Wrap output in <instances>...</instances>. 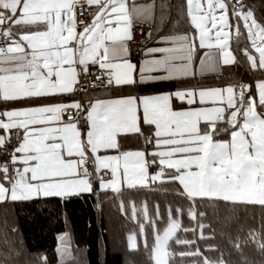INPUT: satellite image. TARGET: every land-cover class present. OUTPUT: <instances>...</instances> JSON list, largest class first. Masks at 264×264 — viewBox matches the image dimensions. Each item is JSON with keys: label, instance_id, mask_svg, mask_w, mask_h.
<instances>
[{"label": "snow or ice", "instance_id": "1", "mask_svg": "<svg viewBox=\"0 0 264 264\" xmlns=\"http://www.w3.org/2000/svg\"><path fill=\"white\" fill-rule=\"evenodd\" d=\"M77 6L95 9L93 16L85 12L82 17L90 22H77L81 19ZM154 10L155 2L132 7V13ZM184 11L193 35H162L158 42L172 46L149 49V54L162 55L143 61L137 80V66L127 58L126 42L132 39L127 0H0V40L5 41L0 44V153L13 138L17 141L7 153L9 159L0 161V203L93 192L92 177L110 171V179L97 178L101 189L119 192L116 185L122 176L129 187L157 180L176 182L181 186L179 194L190 202L199 198L264 206V79L250 85L114 100L76 98L78 92L86 94L91 84L102 87L105 81L112 87L194 75L190 66L196 59L197 37L198 47L208 49L199 59L202 70H216L218 53L224 65L235 64L230 41L234 37L239 43L245 36L250 44L238 50L250 69L264 72V23L245 0H184ZM90 65L103 72V80L87 79ZM174 100L180 104L174 106ZM209 103L213 106H205ZM81 112L87 114L84 132L79 127ZM237 117L243 118L242 124L236 122ZM221 121L239 129L231 131L230 142L213 141ZM141 123L149 129L154 126L150 137H145L153 151H123L120 138L144 135ZM18 162L22 169L16 167ZM152 166L159 171L149 173ZM166 174L170 176L167 181L163 179ZM131 207L135 215V204ZM143 211L147 215L146 205ZM183 214L181 208L168 210V226L163 236L154 238L157 253L178 231H197L182 229L178 217ZM188 215L196 219L204 214L189 208ZM205 227L198 225L196 239H214L203 235ZM257 236L254 231L249 233L264 252V240L258 241ZM129 239L136 250L135 237ZM196 239L175 241L195 248L179 253L181 258L199 257V264H228L222 252L215 260L206 257ZM233 247L239 251L241 245L237 242ZM206 251L220 249L208 245ZM169 255L176 254L163 253ZM163 256H158L156 264H166Z\"/></svg>", "mask_w": 264, "mask_h": 264}, {"label": "trees", "instance_id": "2", "mask_svg": "<svg viewBox=\"0 0 264 264\" xmlns=\"http://www.w3.org/2000/svg\"><path fill=\"white\" fill-rule=\"evenodd\" d=\"M146 2L149 0H135ZM155 2V12L151 30L142 44L147 48L155 43L160 36L178 33L192 34L184 11V0H152ZM152 2V3H153ZM251 7L259 22L264 23V0H245ZM163 6V7H162ZM162 29V31H161ZM19 31V29H14ZM243 32L244 30L241 29ZM231 50L236 57V63L221 66L217 76L208 78H183L178 80L154 82L148 85H133L118 89L110 88L107 96H126V94L150 95L175 91L181 89H208V87L219 88L224 85L244 83L252 84L264 79V72L254 71L246 66L245 58L238 50L249 46L245 36L230 41ZM133 63L137 59L129 58ZM79 99V96L76 95ZM69 98H65V101ZM174 106L179 105L173 101ZM239 123V119L237 120ZM218 131L213 140H224L233 131L232 125L224 121L216 125ZM144 135L136 136L130 134L122 136L120 143L122 147L129 140L131 147L128 150L145 151L151 146H146L145 137H150L153 129L141 125ZM201 130L205 129L200 125ZM148 149L145 151L148 153ZM151 158L148 156V159ZM173 172L167 170V173ZM163 179H170L166 174ZM180 185L176 182H164L159 180L151 185L136 187H122L119 192L106 191L82 193L68 198L47 197L33 198L26 201H10L0 203V264H152L149 260L147 250L150 244V233L148 225L155 221V228L159 223L168 219V210L181 208L184 214L180 219L182 229H197L195 233L183 230L178 231L174 238L167 244L166 252L174 253L175 256H167L166 264H199V257L181 258L179 253L194 251L188 249L175 241L193 240L200 235L199 224L206 227L204 236H212L211 240L196 239V244L209 259H217L222 252L228 264H240L232 259L229 246L240 243V252L244 258L255 263L259 259L264 261V252L258 250L256 242L249 238L250 232L258 234L257 240H264V206L260 204L230 203L222 200H209L197 198L194 202L183 198L179 194ZM135 204L136 213L130 212L131 205ZM147 206L148 225L145 224V244L137 246L136 250L127 247V235L136 229L140 217V207ZM191 208L203 216L191 219L188 210ZM157 209L159 215H157ZM134 217L135 220L134 221ZM213 217V218H212ZM229 217V218H228ZM219 219V220H218ZM124 222V223H121ZM159 228V227H157ZM112 230L110 236L109 232ZM68 245L67 255L63 260L58 257L57 240L62 235ZM118 244V252L111 250V238ZM226 237V241L224 240ZM208 245H215L220 252L206 251ZM245 263V262H244ZM249 263V264H252ZM248 264V263H245Z\"/></svg>", "mask_w": 264, "mask_h": 264}, {"label": "crops", "instance_id": "3", "mask_svg": "<svg viewBox=\"0 0 264 264\" xmlns=\"http://www.w3.org/2000/svg\"><path fill=\"white\" fill-rule=\"evenodd\" d=\"M152 0H149V1H146V2H139V1H135V0H127V3H128V8H129V14H130V18H131V20H132V25L134 24V23H137L138 21H140V22H153V15H154V12H155V10H154V12H151V11H148V12H144V11H141V12H139V13H132V7H133V5H135L137 8H144V6H148V5H151L152 4ZM243 29V28H242ZM131 30H132V27H131ZM244 30V29H243ZM178 34H182V33H178ZM165 35H169V34H165ZM189 36L191 35V34H188ZM161 37V36H160ZM160 37H159V39H160ZM159 39L155 42V43H152L151 45H149L147 48H145V49H143V51H142V55L140 56V57H138V61H137V63L135 64L136 66H137V73H136V78H137V80H139V67H140V65H141V63L143 62V61H145V60H151V59H158V58H160V56L162 55V54H160V53H154V54H149V53H145V51L146 50H148L149 48H151L152 46H155V47H171L172 45H171V43H159L158 41H159ZM247 41V40H246ZM128 42V41H127ZM127 42H126V44H127ZM249 44H250V42H249ZM128 48V47H127ZM30 51V50H29ZM206 51H208V49H206V48H204V49H201V48H198V47H196V53H195V55H196V59L192 62V64H191V66H190V72L191 73H194V75H189L188 77H186V78H194V76L195 77H198V78H208V76H211V77H214V76H217L219 73H220V71H219V69H221V66H227V65H224V64H220V62H219V58L216 56L215 57V63L217 64V68H216V70L215 71H212V70H209V69H207V68H204L203 70L201 69V66H200V63H199V59L201 58V57H203V55H204V53L206 52ZM213 51H216L215 49L213 50ZM218 55V54H217ZM127 58L129 59L130 58V56H129V52L127 53ZM144 58H146V59H144ZM142 59H144L143 61H142ZM131 62V61H130ZM132 63V62H131ZM245 64H246V66H248L249 67V65H248V62L245 60ZM160 74H162V73H160ZM185 79V78H184ZM158 82H161V81H157L156 83H158ZM254 83V82H253ZM252 83V84H253ZM148 84H153V83H147V84H142V85H148ZM134 85H140V83H136V84H134ZM128 86H133V85H128ZM226 85H224V86H222V87H219V88H223V87H225ZM121 87H125V85L124 86H112V87H110L111 89L112 88H115V89H118V88H121ZM109 88V90H111ZM210 88H212V87H208V89H210ZM194 89H196V88H194ZM109 90H98L97 92H94V93H92V94H87L86 96H88L91 100H96V99H100V100H114V99H119V98H122V97H126V96H129V95H131V96H143V95H138V94H126V96H116V95H112V96H110V97H108L106 94H108V91ZM181 90H192V88H190V89H181ZM197 91H198V89H196ZM175 91H177V90H175ZM167 92H174V91H166V92H161V93H167ZM153 94H157V93H153ZM159 94V93H158ZM176 103H178V104H180V101H176V100H174ZM205 106H207V107H211V106H213V105H211V103H209L208 105H205ZM184 107H189L186 103L184 104ZM196 107H201V105L199 104V103H197L196 104ZM86 115V117H87V114H85ZM229 115H230V111H229ZM238 119H243L242 117H237V120ZM242 121V120H241ZM237 122V121H236ZM143 123H141V125H142ZM200 125H204L205 126V122H201V124ZM50 126H53V127H55V126H57V125H55V124H53V125H50ZM238 128H235L234 130H237ZM87 130V128L84 130V131H86ZM153 130H154V126H153ZM204 129H202V131H203ZM83 132V131H82ZM228 139L229 140H231V134H230V137H228ZM130 141V140H129ZM127 142L126 144H124V147H122V150L123 151H125L126 149H128V148H130L131 147V143L130 142ZM58 142V141H57ZM151 148V150H149L148 151V153L150 154L152 151H153V147L151 146L150 147ZM150 148H148V149H150ZM147 149V150H148ZM145 151H147L146 149H144ZM129 151V150H128ZM131 151H135V150H131ZM143 151V150H142ZM109 153H114V152H109ZM16 155H20L19 153L18 154H16ZM151 158H149V160H150ZM20 162H18L16 165L18 166H20ZM157 170H158V168H157ZM159 171V170H158ZM157 171V172H158ZM172 171H174V170H172ZM156 172V173H157ZM120 185H121V187H125V186H127L128 185V182L127 181H125L124 179L122 180V182L120 183ZM100 186V185H99ZM101 189V188H100ZM119 189H121V188H119ZM102 190V189H101ZM104 190V189H103ZM106 191H112V190H110V188L109 189H106ZM82 194V193H81ZM39 198H45V197H39ZM258 204V203H257Z\"/></svg>", "mask_w": 264, "mask_h": 264}, {"label": "rangeland", "instance_id": "4", "mask_svg": "<svg viewBox=\"0 0 264 264\" xmlns=\"http://www.w3.org/2000/svg\"><path fill=\"white\" fill-rule=\"evenodd\" d=\"M168 1H171V0H168ZM167 1V2H168ZM193 35V32H192V34L190 35V36H192ZM247 42H250V41H247ZM195 43H196V45H197V47H198V44H199V41H198V37H197V39H196V41H195ZM127 45V44H126ZM152 48H158V47H155V46H152L151 48H149V49H152ZM199 48V47H198ZM148 49V50H149ZM148 50H146L145 51V53H149L148 52ZM253 53H255V49H252L251 50ZM258 55V54H257ZM217 57L219 58V62H220V64H223V58H222V56H220L219 55V53H218V55H217ZM144 59H146V58H144ZM144 59H142V61L144 60ZM142 64V63H141ZM108 97H110V95L108 96ZM241 120H243V119H241ZM240 119H239V123H241L242 124V121H241ZM80 130H81V128H80ZM239 129H237V131H238ZM230 134H231V132L229 133V136L228 137H230ZM228 137H226L224 140H219V141H224V142H230V140L228 139ZM214 142H216L215 140H213ZM108 154H115V153H108ZM20 155H22V154H20ZM19 156V155H18ZM17 166V165H16ZM17 168H23V164L21 163L20 164V166L18 165L17 166ZM159 170V169H158ZM193 170H195V169H193ZM122 180H123V178H122V176L121 177H118V182H117V188H122L121 187V185H120V183L122 182ZM152 182L151 181H149L148 183H147V185H150ZM146 185V184H145ZM139 186V185H138ZM125 187H129L128 185L127 186H125ZM181 187V186H180ZM110 190H112V189H110ZM112 191H114V190H112ZM114 192H116V191H114ZM11 201V200H10ZM223 201V200H222ZM231 203V202H230ZM130 212H132L133 213V210H132V207H131V209H130ZM139 213H140V217H141V219L143 220V221H138L137 222V224L135 225L136 226V229H134V230H131V232L127 235V238H126V240H127V247L129 248V249H132L131 248V241H130V237H135V244H136V249H137V246H143L144 244H145V235H144V228H145V224L146 225H148L147 223H148V221H149V219H148V216L147 215H145L144 214V211H143V208L142 207H140V210H139ZM213 218V217H212ZM229 218V217H228ZM168 219H169V217H168ZM168 219L165 221V222H163L162 224L161 223H159V226H157V227H159V228H155V225H154V223H150V225H148V227H149V229L151 230V233H150V237H149V239H150V244H149V249L147 250V253L149 254V260H150V262L152 263V264H156V261H157V258H158V256H163V253L164 252H166V247L165 248H162V250H161V252L160 253H157L156 252V250H155V247H154V238H155V236L157 235V234H159L160 236H163V233H164V230L167 228V226H168V224H167V221H168ZM219 220V219H218ZM134 221H136L135 220V217H134ZM121 223H124V222H121ZM109 234H110V236H111V234H112V230H110V232H109ZM64 238H66V235H62L61 237H59V239L57 240V243H58V252H59V254H58V257L60 258V260H63L64 258H68V257H70V256H68L67 255V253H68V245H67V243L63 240ZM113 238L114 237H112L111 238V250H112V252H118L117 250H118V244H117V242L115 243V241H113ZM171 239V238H170ZM169 239V240H170ZM169 240L167 241V244H168V242H169ZM224 240L226 241V237H224ZM228 250H231V252H232V259L234 260V262H239L240 264H245V263H252L251 262V260L248 262V258L246 259V258H244L245 256H243V253H241L240 251H237L233 246L231 247V246H229L228 247ZM168 253V252H167ZM260 258H261V255H259V259L255 262V263H252V264H264V261H261L260 260ZM163 259L167 262L168 261V259H167V256H163ZM245 262V263H244Z\"/></svg>", "mask_w": 264, "mask_h": 264}, {"label": "built area", "instance_id": "5", "mask_svg": "<svg viewBox=\"0 0 264 264\" xmlns=\"http://www.w3.org/2000/svg\"><path fill=\"white\" fill-rule=\"evenodd\" d=\"M85 12L87 13V15L89 17L94 15L95 9L94 8H83L80 6H77V15L79 17H81V19H78V23H87L90 21H85L82 19L83 15L85 14ZM151 29V23H140L137 22L136 24L133 25V28L131 30L132 33V39H130L127 43V47L129 49L130 55L135 57H138L141 52H142V46L141 44L143 43L144 39L147 36L148 30ZM5 41L0 40V44H4ZM87 79L89 81H101L103 80V72L100 70H97V66H93L90 65V74L88 75ZM105 86L102 87H97L96 84H91L90 86H88V92H95L98 91V89L102 88V89H107L108 87L106 86V81L104 82ZM83 85V77H82V85ZM80 95H84L83 92H78ZM83 99L85 102L88 101V98H80ZM68 115H72V113L70 112ZM85 113L81 112L80 114V120H79V126L82 128V130L86 129L87 125H86V117L84 116ZM17 141L15 138L12 139L11 144L8 145L7 147L4 148L3 152L0 153V161H7L9 159V156L7 155L8 152H11L13 150V148L16 146ZM152 172H155V167H150L149 168ZM103 175L104 178L110 179L111 178V173L109 171H104V172H98L96 173L93 177V190L94 191H98L99 190V186H98V177Z\"/></svg>", "mask_w": 264, "mask_h": 264}]
</instances>
